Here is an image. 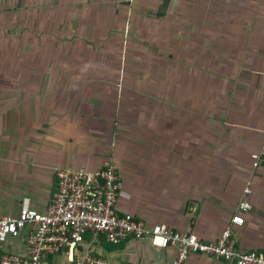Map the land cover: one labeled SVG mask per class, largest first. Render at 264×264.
Listing matches in <instances>:
<instances>
[{
	"label": "crops",
	"instance_id": "obj_1",
	"mask_svg": "<svg viewBox=\"0 0 264 264\" xmlns=\"http://www.w3.org/2000/svg\"><path fill=\"white\" fill-rule=\"evenodd\" d=\"M263 145L264 0H0V216L24 199L45 211L58 168L110 163L118 212L205 241L230 227L239 250L264 252ZM28 230L5 250L25 254ZM88 249L109 264L176 253L88 233L74 257Z\"/></svg>",
	"mask_w": 264,
	"mask_h": 264
},
{
	"label": "built area",
	"instance_id": "obj_2",
	"mask_svg": "<svg viewBox=\"0 0 264 264\" xmlns=\"http://www.w3.org/2000/svg\"><path fill=\"white\" fill-rule=\"evenodd\" d=\"M263 156L264 145L253 155L255 166ZM56 177L57 190L45 211L33 208L29 199H24L17 215L0 216V264H41L44 256L61 252H67L74 264H109L90 249L74 257L77 246L84 242L88 233L95 239L104 235L113 244H120L128 237L143 239L149 236L155 245L176 248L171 264H184L192 253L209 254L230 264H264V252L241 251L236 247L230 227L220 238L205 241L194 233L174 231L165 225L149 227L130 213L118 212L122 180L110 163L94 170L61 167ZM245 190L251 192L250 188ZM239 208L242 212L249 210L250 201L243 199ZM233 222L243 225L245 219L239 214ZM28 227L27 252L19 254L5 250V241L20 236Z\"/></svg>",
	"mask_w": 264,
	"mask_h": 264
}]
</instances>
